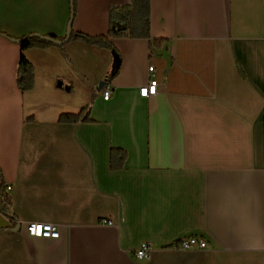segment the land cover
I'll use <instances>...</instances> for the list:
<instances>
[{"label": "crops", "instance_id": "0c3cea01", "mask_svg": "<svg viewBox=\"0 0 264 264\" xmlns=\"http://www.w3.org/2000/svg\"><path fill=\"white\" fill-rule=\"evenodd\" d=\"M130 3L76 0L73 30L112 47L27 48L22 89L6 34H66L71 0H0V180L15 217L0 212V264H264V0H150L148 38L110 36ZM150 62L161 84L143 97ZM84 106L92 121H59ZM186 235L210 247H172Z\"/></svg>", "mask_w": 264, "mask_h": 264}, {"label": "trees", "instance_id": "16d2710c", "mask_svg": "<svg viewBox=\"0 0 264 264\" xmlns=\"http://www.w3.org/2000/svg\"><path fill=\"white\" fill-rule=\"evenodd\" d=\"M76 0H71V15L68 22V28L66 34L62 36L57 35H41L39 33H30L20 37H13L7 35V37L17 41L21 46V57L17 67V80L22 89H28L32 87L34 83V66L29 59L23 53V50L30 47H45L53 44L52 41L46 40L43 37L49 36L54 39L62 40L65 43L72 39H80L87 43L97 44L103 47H112V43L109 38L104 35L90 36L85 33L76 32L73 30L72 21L75 14ZM115 10V9H114ZM112 11V14L114 12ZM150 26V0H131L129 19L127 25L118 31H109L110 36H132L140 38H148ZM69 29V34H68ZM61 43V44H62ZM61 122H80V121H92L90 118V107L84 106L77 113H62L59 116ZM127 159V152L119 147H113L110 151V166L113 169H120L124 166ZM11 196L7 190V184L0 180V212L6 215L11 220H14V215L11 212Z\"/></svg>", "mask_w": 264, "mask_h": 264}, {"label": "built area", "instance_id": "2783aa9c", "mask_svg": "<svg viewBox=\"0 0 264 264\" xmlns=\"http://www.w3.org/2000/svg\"><path fill=\"white\" fill-rule=\"evenodd\" d=\"M148 71V81L140 87V95L143 97H149L150 95L155 94L161 84V82L155 75V66L152 62H150L148 65ZM102 82V85L95 86V90L100 93L105 99H108L112 94V87L109 77L106 76ZM7 190H10L9 184H7ZM26 231L32 236L57 237L59 235V228L57 224L42 221L27 222ZM172 247L183 250H194L207 249L210 247V245L204 238H200L195 235H186L173 243ZM151 249L152 248L149 244H144L136 250L135 255L138 258L148 257L150 255Z\"/></svg>", "mask_w": 264, "mask_h": 264}, {"label": "water", "instance_id": "95a60500", "mask_svg": "<svg viewBox=\"0 0 264 264\" xmlns=\"http://www.w3.org/2000/svg\"><path fill=\"white\" fill-rule=\"evenodd\" d=\"M68 34H69V29H68ZM43 38L46 39V40H49V41L55 42V43H62V42H63L62 40L54 39V38L49 37V36H44ZM102 83H103V82L101 81V82L99 83V85H102ZM16 229H20V225H19V224L16 226Z\"/></svg>", "mask_w": 264, "mask_h": 264}]
</instances>
